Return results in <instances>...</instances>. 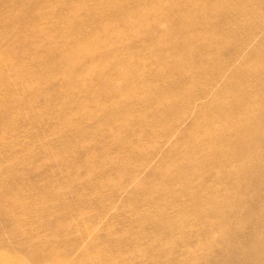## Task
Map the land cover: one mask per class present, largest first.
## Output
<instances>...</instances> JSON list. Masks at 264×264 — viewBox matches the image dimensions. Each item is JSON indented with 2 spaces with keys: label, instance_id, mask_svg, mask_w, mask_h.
Instances as JSON below:
<instances>
[{
  "label": "rangeland",
  "instance_id": "1",
  "mask_svg": "<svg viewBox=\"0 0 264 264\" xmlns=\"http://www.w3.org/2000/svg\"><path fill=\"white\" fill-rule=\"evenodd\" d=\"M116 263L264 264V0H0V264Z\"/></svg>",
  "mask_w": 264,
  "mask_h": 264
},
{
  "label": "bare ground",
  "instance_id": "2",
  "mask_svg": "<svg viewBox=\"0 0 264 264\" xmlns=\"http://www.w3.org/2000/svg\"><path fill=\"white\" fill-rule=\"evenodd\" d=\"M112 2V1H111ZM33 6V5H32ZM39 6V5H38ZM80 7V6H79ZM25 9V8H24ZM26 12V11H25ZM17 13V12H16ZM28 13V12H27ZM52 14V13H51ZM124 14V13H123ZM56 15V14H55ZM152 27V26H151ZM98 31V30H97ZM77 34V33H76ZM209 35V34H208ZM69 39H71V38H69ZM10 60V59H9ZM146 90V89H145ZM35 104V103H34ZM201 137V136H200ZM244 138H245V136H243ZM224 138V137H223ZM240 139V138H239ZM251 140V139H250ZM243 142V141H242ZM244 143V142H243ZM249 144V143H248ZM257 145V144H256ZM245 146H246V144H245ZM256 147V146H255ZM247 148V147H246ZM251 148V147H250ZM258 148V147H257ZM260 148V147H259ZM248 149V148H247ZM249 150V149H248ZM246 151V150H245ZM244 151V152H245ZM250 151V150H249ZM248 151V152H249ZM247 152V153H248ZM248 156V155H247ZM125 170V169H124ZM257 172V171H256ZM256 174V173H255ZM165 176V175H164ZM160 190V189H159ZM246 190V189H245ZM137 195V194H136ZM139 216V215H138ZM32 237V236H31ZM99 246V245H98ZM88 252V251H87ZM97 255V254H96ZM94 258H95V256H94ZM96 260V259H95ZM100 261V260H99ZM117 264V263H116Z\"/></svg>",
  "mask_w": 264,
  "mask_h": 264
}]
</instances>
